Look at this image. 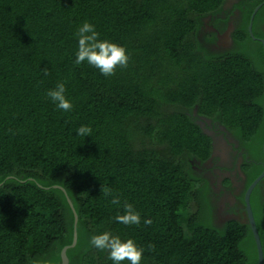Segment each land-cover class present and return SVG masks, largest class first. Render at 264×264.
I'll use <instances>...</instances> for the list:
<instances>
[{"label":"trees","instance_id":"trees-1","mask_svg":"<svg viewBox=\"0 0 264 264\" xmlns=\"http://www.w3.org/2000/svg\"><path fill=\"white\" fill-rule=\"evenodd\" d=\"M238 1L234 47L220 55L198 35L226 0H0V264H61L74 236L68 199L78 215L70 264H113L89 243L104 231L145 247L141 264H258L248 223L217 227L210 185L194 171L213 151L196 108L244 153L243 204L264 171V47L248 30L264 0ZM84 22L126 49L127 68L106 77L75 63ZM253 35L264 40V6ZM58 83L70 111L46 95ZM263 189L264 179L251 206L264 251ZM125 202L139 226L115 222Z\"/></svg>","mask_w":264,"mask_h":264},{"label":"flooded vegetation","instance_id":"flooded-vegetation-1","mask_svg":"<svg viewBox=\"0 0 264 264\" xmlns=\"http://www.w3.org/2000/svg\"><path fill=\"white\" fill-rule=\"evenodd\" d=\"M238 0H226L222 14L212 20L203 18V24L198 38L203 47L212 54H227L234 47L233 35L241 21V11L236 8ZM219 27V29L217 28ZM197 108L194 110L196 123L202 130L213 136V151L205 162L194 161V171L206 179L210 185L207 199L213 208V223L223 228L230 222L247 223V213L241 202L245 188L246 177L242 171L244 153L223 126L204 117H198ZM216 181L218 188L213 184ZM264 199V189L262 193ZM222 205V212L217 216L218 203ZM218 218V220H217Z\"/></svg>","mask_w":264,"mask_h":264},{"label":"clouds","instance_id":"clouds-1","mask_svg":"<svg viewBox=\"0 0 264 264\" xmlns=\"http://www.w3.org/2000/svg\"><path fill=\"white\" fill-rule=\"evenodd\" d=\"M78 41V48L75 53V63L80 65L87 62L90 66L98 69L100 73L106 77L115 75L116 69L127 68L129 56L123 46L112 43L108 40H101L100 34L95 30L94 25L84 22L75 32ZM44 74H48V69H44ZM66 87L64 83H58L55 89L49 90L46 95L56 104L58 109L70 111L73 107L72 103L66 98ZM91 127L81 125L76 133L78 136H90ZM105 196H112L110 188H102ZM111 203L120 205L119 196H113ZM115 222L126 226L137 225L141 223V215L131 203L123 204L122 213L118 212L114 217ZM143 223L150 226L153 221L145 218ZM92 247L99 251H106L108 259L113 264H123L128 261L129 264H141L145 247L138 246L133 239L121 240L119 236H114L110 231H104L100 234L92 235L89 239ZM147 250L155 251V245L149 243Z\"/></svg>","mask_w":264,"mask_h":264},{"label":"water","instance_id":"water-1","mask_svg":"<svg viewBox=\"0 0 264 264\" xmlns=\"http://www.w3.org/2000/svg\"><path fill=\"white\" fill-rule=\"evenodd\" d=\"M264 6V3L257 6L251 16V20H250V24L248 27L250 36L255 40V41H260L263 44L264 47V40H259L257 38L254 37L253 35V24H254V20L256 15L258 14V12L260 11V9ZM204 131V130H203ZM204 133H206L207 136L211 137L213 139V136L210 132L204 131ZM214 142V141H213ZM263 154H264V145H263ZM264 179V171L262 172V174L250 185V187L247 189L245 196H244V202H245V208H246V213H247V218H248V225L250 226V229L252 231L255 243H256V247H257V252H258V264H264V251H263V245H262V241H261V237L258 231V227L255 221V217L253 214V210H252V206H251V196L255 190V188L263 181ZM55 189H60L61 191H63L64 193H66V191L59 187L56 186ZM68 202L70 204V207L73 210L74 216H75V224H74V236H73V243L70 246H66L63 248L62 252H61V264H70L67 252L68 250L76 247L77 242H78V232H77V225H78V215L74 209V205L72 203V201L70 199H68Z\"/></svg>","mask_w":264,"mask_h":264},{"label":"rangeland","instance_id":"rangeland-1","mask_svg":"<svg viewBox=\"0 0 264 264\" xmlns=\"http://www.w3.org/2000/svg\"><path fill=\"white\" fill-rule=\"evenodd\" d=\"M213 184L216 186V188H218V184L216 183V181H214L213 182ZM218 213H217V216L222 212V205L220 204V201H219V203H218ZM219 217H220V215H219ZM217 220H218V218H217Z\"/></svg>","mask_w":264,"mask_h":264}]
</instances>
